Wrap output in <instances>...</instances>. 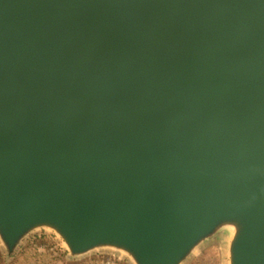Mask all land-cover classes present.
<instances>
[{
	"label": "water",
	"instance_id": "1",
	"mask_svg": "<svg viewBox=\"0 0 264 264\" xmlns=\"http://www.w3.org/2000/svg\"><path fill=\"white\" fill-rule=\"evenodd\" d=\"M51 233L264 264V0H0V246Z\"/></svg>",
	"mask_w": 264,
	"mask_h": 264
},
{
	"label": "rangeland",
	"instance_id": "2",
	"mask_svg": "<svg viewBox=\"0 0 264 264\" xmlns=\"http://www.w3.org/2000/svg\"><path fill=\"white\" fill-rule=\"evenodd\" d=\"M39 232V231H37ZM35 234L30 239L24 240L18 249V252L10 259L5 257L4 252L0 246V264H47L52 262L53 257L62 255L66 263H75L82 261H90V264H115L119 262L122 264H130L127 262V255L125 252L116 249H98L83 257L79 261H69L61 247L64 243H59L55 240V234ZM61 245V246H60ZM227 260L223 256L220 241L209 244L190 256L184 264H226Z\"/></svg>",
	"mask_w": 264,
	"mask_h": 264
},
{
	"label": "trees",
	"instance_id": "3",
	"mask_svg": "<svg viewBox=\"0 0 264 264\" xmlns=\"http://www.w3.org/2000/svg\"><path fill=\"white\" fill-rule=\"evenodd\" d=\"M47 264H90V261H82V262H75V263H66L63 260L62 255H59L57 257H53V261L52 262L48 261ZM115 264H122V263L115 262Z\"/></svg>",
	"mask_w": 264,
	"mask_h": 264
}]
</instances>
